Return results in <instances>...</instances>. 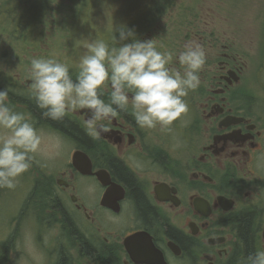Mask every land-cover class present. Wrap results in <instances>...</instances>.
<instances>
[{
    "label": "flooded vegetation",
    "instance_id": "obj_1",
    "mask_svg": "<svg viewBox=\"0 0 264 264\" xmlns=\"http://www.w3.org/2000/svg\"><path fill=\"white\" fill-rule=\"evenodd\" d=\"M41 8L27 7V23L36 24ZM226 33L192 35L207 59L200 86L185 98L187 113L171 126L185 130H176L186 143L174 149L141 129L130 111L105 121L109 131L98 138L84 125L86 110L65 116L62 127L39 118L28 78L31 60L9 55L23 67L0 79V90L9 89L12 106L24 107L37 128L52 130L74 149L30 168L38 177L24 203L44 220L39 232L46 260L39 264H101L105 252L111 264H245L264 250V107L250 101V86L243 84L248 64ZM246 218L251 244L241 233ZM21 225L2 245L0 261L21 250Z\"/></svg>",
    "mask_w": 264,
    "mask_h": 264
},
{
    "label": "rangeland",
    "instance_id": "obj_2",
    "mask_svg": "<svg viewBox=\"0 0 264 264\" xmlns=\"http://www.w3.org/2000/svg\"><path fill=\"white\" fill-rule=\"evenodd\" d=\"M40 1L21 0L20 5H15V0H0V79L4 81L23 67L18 58H10L11 53H21V58L29 60L54 56L67 63L75 74L80 57L87 51L86 45L103 40L110 46H118L113 44V36L121 24L134 27L141 40L153 39L161 51H171L173 46L174 52L193 40L197 31L221 33L224 28L226 37L237 41L235 48L248 64L243 84L250 86V101L264 107V0H47L41 4ZM29 5L43 8L37 11L38 20L25 45L20 44L25 35L24 39H18L19 34L12 33V24L17 17L27 15ZM37 41L40 45L35 49L29 42ZM174 64L179 67L175 60ZM14 108L26 114L24 107ZM38 128L45 132V141L42 153L36 154L33 162L44 165L45 159L55 162L58 156L65 158L68 151L69 155L73 153L69 140L56 136L48 128ZM181 129L184 130H176ZM176 130L169 132L159 126L148 129L172 149L186 143ZM37 177L38 171L29 169L19 177L14 189L0 188V192L5 189L0 198V250L13 230L22 224L18 229L21 250L9 262L0 264H39L46 260V255L40 252L39 226L44 220L40 221L24 203L29 202L28 185Z\"/></svg>",
    "mask_w": 264,
    "mask_h": 264
},
{
    "label": "clouds",
    "instance_id": "obj_3",
    "mask_svg": "<svg viewBox=\"0 0 264 264\" xmlns=\"http://www.w3.org/2000/svg\"><path fill=\"white\" fill-rule=\"evenodd\" d=\"M113 44L118 46L103 40L86 45L74 77L70 66L54 56L32 58L28 78L36 106L55 121L86 110L84 125L93 138L108 132L104 122L122 111H130L141 129L159 126L171 132L173 122L188 111L185 98L201 84L205 48L190 40L179 52L161 51L153 39H139L127 24L115 29ZM44 141L45 132L36 122L12 106L9 89L0 90V188L17 186L42 153ZM245 264H264V250L250 254Z\"/></svg>",
    "mask_w": 264,
    "mask_h": 264
},
{
    "label": "trees",
    "instance_id": "obj_4",
    "mask_svg": "<svg viewBox=\"0 0 264 264\" xmlns=\"http://www.w3.org/2000/svg\"><path fill=\"white\" fill-rule=\"evenodd\" d=\"M43 1L46 2L47 0H43ZM20 2H21V0H15V5H20ZM16 20L17 19H15V21ZM23 21H24L23 20V16L21 18H18V26L23 25ZM37 115L39 116V118H43V119L45 118V119L51 121L54 125H56L58 127L64 126V122H66L65 120L55 121V120H51L49 118H46V117H44L42 115V112L41 113H37ZM136 194H137V198L139 199V202L141 204V208H146V204H145V202L143 200V197L138 192H136ZM241 233H242L243 237L245 238V240L249 244H251L252 234L250 232V221H249V218L245 219V222L243 224V228L241 230ZM100 260H101V264H111L112 263V261H111L112 260L111 252L103 253V255L100 257Z\"/></svg>",
    "mask_w": 264,
    "mask_h": 264
},
{
    "label": "bare ground",
    "instance_id": "obj_5",
    "mask_svg": "<svg viewBox=\"0 0 264 264\" xmlns=\"http://www.w3.org/2000/svg\"><path fill=\"white\" fill-rule=\"evenodd\" d=\"M24 28H28V29L26 30ZM32 28H33L32 24H30V23L28 25H24L23 24V25H20V26H16L14 28L12 27V33L19 34L21 36L25 35V37H28L31 34V32H32ZM35 49H37V47H35Z\"/></svg>",
    "mask_w": 264,
    "mask_h": 264
}]
</instances>
